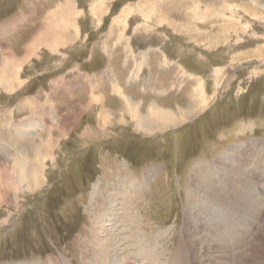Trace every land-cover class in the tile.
Masks as SVG:
<instances>
[{
  "label": "rangeland",
  "instance_id": "rangeland-1",
  "mask_svg": "<svg viewBox=\"0 0 264 264\" xmlns=\"http://www.w3.org/2000/svg\"><path fill=\"white\" fill-rule=\"evenodd\" d=\"M10 51L0 264H100L96 218L128 177L140 190L107 263L264 264V0H0V68ZM153 101L192 112L149 127Z\"/></svg>",
  "mask_w": 264,
  "mask_h": 264
},
{
  "label": "bare ground",
  "instance_id": "bare-ground-1",
  "mask_svg": "<svg viewBox=\"0 0 264 264\" xmlns=\"http://www.w3.org/2000/svg\"><path fill=\"white\" fill-rule=\"evenodd\" d=\"M69 3V2H68ZM64 9V8H63ZM60 10V9H59ZM61 12V11H60ZM49 22V21H48ZM47 22V23H48ZM51 22V21H50ZM60 23H63V22H60ZM50 24V23H49ZM48 24V25H49ZM66 25V24H65ZM67 27V26H66ZM48 28L49 27H47L46 26V28L44 27V30L42 31V33L40 34V35H43V33L45 34V33H47V32H49L48 31ZM42 30V29H41ZM40 32V31H39ZM42 37V36H41ZM37 39H40V37H37ZM27 49H26V52H29L30 50H29V48L28 47H26ZM15 57V55H14V52L13 51H10V52H7L5 55H3V57H2V67L0 68V82H5V81H7V82H9V84L11 83V81H12V76H14V74H15V72L17 71V66H14V60H13V58ZM145 59V58H144ZM143 59V60H144ZM14 66V67H13ZM8 79V80H7ZM13 83V82H12ZM202 89V88H201ZM201 89H199V91L201 90ZM198 90V89H197ZM198 91V92H199ZM203 93V92H202ZM202 93H200L199 94V96L203 99V104L201 103V105H200V97L198 96V98L199 99H195V100H193L194 102H190L189 103V106L190 105H194V104H198V105H200V106H204V104L207 102V100L206 99H204V95H202ZM205 94V93H204ZM102 98V97H101ZM93 99V100H92ZM92 101H91V103L92 102H94V101H97V97L96 98H94V97H92ZM194 99V98H193ZM127 103H130V99L127 97L126 98V100H125ZM90 103V104H91ZM157 103L156 102H151V104H149V105H151V110H150V112L152 113V114H154L153 115V117H152V115H150V112H149V114H148V116H147V121H148V123H149V127L151 126V124H152V121L151 120H153V122H154V120H155V122H156V124L157 125H155V127L156 128H158V129H164V128H166V129H168V128H170V127H175V126H178V124H180L179 123V120H182V119H184V123H185V121H187L186 120V117H187V114H190V112H192L191 110V106L189 107L188 106V108H181L182 109V111H180V113H182V115H181V118L180 119H178V117H176L175 116V114L171 111V110H169V109H166V108H164V107H159V106H157L156 105ZM154 105V106H153ZM154 107V108H153ZM191 109V110H190ZM187 110H190V112L189 113H186L187 112ZM203 112V111H202ZM107 116V115H106ZM103 117V116H102ZM108 117V116H107ZM139 117V116H138ZM146 117L145 116H143V117H139V119H140V121H145L146 119H145ZM139 121V120H138ZM151 122V123H150ZM62 123V122H61ZM146 123V122H145ZM144 123V124H145ZM141 125V124H140ZM27 126V125H26ZM153 126V125H152ZM145 128V127H144ZM176 129V128H175ZM29 130V129H28ZM50 137H51V135H50ZM51 139V138H50ZM51 142V141H50ZM47 143V142H46ZM51 144V143H50ZM49 144V145H50ZM24 145H26V144H24ZM43 145H44V143H43ZM52 145V144H51ZM50 145V146H51ZM47 146V145H46ZM44 147V146H43ZM41 151V150H40ZM41 154V153H40ZM26 161V160H25ZM28 161V160H27ZM30 163V162H29ZM18 164V163H17ZM22 164V163H21ZM257 164V163H256ZM23 166V165H22ZM21 166V167H22ZM14 169H15V171H16V169L18 170V168L15 166L14 167ZM22 169H26V168H23L22 167ZM24 171L25 170H23V173H24ZM18 172V171H17ZM20 172V171H19ZM18 172V173H19ZM21 173V172H20ZM241 173V172H240ZM248 173V172H247ZM27 174H23V175H19V176H17V178L18 177H20V180L22 179V181H24V180H26V179H28L29 177H31L32 178V180L34 179V181H36L37 179H38V176L36 175V174H34V175H32V176H29V175H27V176H29V177H27L26 176ZM31 175V174H30ZM238 177V176H237ZM240 178V180H242L244 177L246 178V176H243L242 174L239 176ZM244 178V179H245ZM250 179V178H249ZM246 181V180H245ZM26 182H27V180H26ZM28 182H29V180H28ZM146 182V181H145ZM252 182V181H251ZM250 182V183H251ZM249 183V182H248ZM100 183H96L95 185H93V188H92V190H91V200H93V199H95L99 194H100V185H99ZM245 184V183H244ZM99 185V186H98ZM240 186V185H239ZM107 187V186H106ZM248 189H249V186L248 185H245V186H243V188H242V190H244V195L243 196H245V195H248ZM140 190V187L138 186V184H136L135 182H133L132 181V179H130L129 177L128 178H125V179H123L122 181H121V183L120 184H118L116 187H115V189H114V191L115 192H112L111 194H110V203H111V206L110 207H108L107 208V210L103 213V214H101L99 217H97L96 218V224H98L97 225V229L99 228V230L100 231H97L96 233H97V237L99 238V239H97V241H96V244H95V251H96V255L98 256V257H100V258H103V261H100L101 263L100 264H110V263H107L108 261H107V259H109L108 257L110 256V255H116V253L119 255V257H120V255L121 254H119V253H121V249H123V248H121L122 246V244H123V241H125V238L123 237V238H121V234L119 235V234H117V233H114L115 232V230H117L118 228V230H120V227H118L117 228V223L120 221V219H122L121 217H123V218H130L131 217V212H129L128 214H124V212H123V210H125L124 209V207H126V204H127V206H128V202H126V200L124 199V198H127V196L125 195V193L126 194H130V193H133V192H137V191H139ZM250 190V189H249ZM124 195V196H123ZM189 195V194H188ZM103 197V196H102ZM191 199V198H190ZM249 200V199H248ZM195 201V200H194ZM110 205V204H109ZM264 207V206H263ZM126 208H129V207H126ZM260 208V207H259ZM134 217V216H133ZM127 218V219H128ZM257 218V217H256ZM117 219H119V221L117 220ZM125 219H123V220H121L122 222L125 220ZM136 219V218H135ZM131 220V219H130ZM134 219H132V221H133ZM135 221V220H134ZM125 222H127V220L125 221ZM132 223V222H131ZM130 223V224H131ZM201 224V223H200ZM250 224V223H249ZM126 223L124 224V226L122 227L123 228V230L126 228ZM119 226V225H118ZM206 227H208V233L210 234V231H209V229H211V227H209L208 226V224H203V228L202 229H206ZM121 228V229H122ZM133 228V227H132ZM132 228L130 229V232H131V230H132ZM237 229H238V227H237ZM236 229V230H237ZM95 230H96V228H95ZM128 230V229H127ZM196 230V229H195ZM239 230V229H238ZM129 231V230H128ZM136 232V231H135ZM201 232H202V230H201ZM105 233V234H104ZM203 233H204V230H203ZM207 233V234H208ZM111 234V235H110ZM117 234V235H116ZM123 234V233H122ZM127 234V233H126ZM130 234V233H129ZM132 234H134L133 233V231H132ZM144 234V233H143ZM147 234V233H146ZM145 234V235H146ZM237 234V233H236ZM136 235V234H135ZM241 235V234H240ZM246 235V234H245ZM254 235V234H253ZM133 236V235H132ZM229 236V235H228ZM227 235H222L221 237V239H218V242L219 243H222V245H224V244H226L227 246H225L224 248L225 249H228V247L230 248L231 247V245L230 244H228V243H230L229 241H228V239H233V238H231V237H228ZM232 236H234V235H232ZM224 237V238H223ZM157 238V237H156ZM219 238V237H218ZM243 238H244V235H243ZM127 239V238H126ZM132 239V238H131ZM135 239H136V236H135ZM139 239H140V237H139ZM142 240V239H141ZM153 240V239H152ZM132 241V240H131ZM135 241V240H134ZM195 241V240H194ZM140 242V241H139ZM143 242H145V240H143ZM217 242V241H216ZM224 242V243H223ZM259 242V241H258ZM127 243V242H126ZM129 243V242H128ZM127 243V244H128ZM150 243V242H149ZM156 243V242H155ZM201 243V242H200ZM239 243V242H238ZM135 244V243H134ZM145 244V243H144ZM131 245V244H130ZM141 245V244H140ZM197 245V244H196ZM198 245H199V243H198ZM246 245V244H245ZM134 246V245H133ZM244 246V245H243ZM250 246V245H249ZM126 247V246H125ZM190 247V246H189ZM191 248V247H190ZM134 249V248H133ZM140 249H142V248H140ZM152 249H154V248H152ZM151 249V250H152ZM237 249V248H236ZM248 249V248H247ZM254 249V248H253ZM252 249V250H253ZM138 250V249H137ZM245 250V249H244ZM142 251V250H141ZM145 251V250H144ZM160 251V250H159ZM234 251V250H233ZM248 251V250H247ZM260 251V250H259ZM128 252H129V250H128ZM130 252H132V251H130ZM138 252V251H137ZM137 252H135V253H137ZM154 252V251H153ZM199 252V251H198ZM124 253V252H123ZM241 253V252H240ZM244 253V252H243ZM243 253H241V254H243ZM150 254V253H149ZM153 254H155V253H153ZM144 255H145V253H144ZM246 255V254H245ZM247 255H250V253L249 254H247ZM124 256H126V254H124ZM155 256V255H154ZM251 256V255H250ZM260 256V255H259ZM111 257V256H110ZM150 258H151V256H150ZM149 258V259H150ZM239 258H243V255H242V257L241 256H239ZM244 258H246V256L244 257ZM243 258V259H244ZM258 258V257H257ZM124 260H125V258H123ZM152 259H153V256H152ZM184 259V258H183ZM101 260V259H100ZM124 260H121L122 262H124ZM231 260V259H230ZM239 260V259H238ZM246 260H248V259H246ZM258 260V259H257ZM264 259H262V261H263ZM106 263H105V262ZM116 261V260H115ZM180 261H181V259H180ZM179 261V262H180ZM189 261V260H188ZM224 261V260H223ZM97 262V261H96ZM111 262V261H110ZM128 262V261H127ZM264 262V261H263ZM98 263H99V260H98ZM181 263V262H180ZM184 263V262H183ZM218 263V262H217ZM222 263H224V262H222ZM227 263H228V261H227ZM255 263V262H254ZM259 263H261V262H259ZM120 264H128V263H120ZM187 264V263H186ZM226 264V263H225ZM229 264V263H228ZM262 264V263H261Z\"/></svg>",
  "mask_w": 264,
  "mask_h": 264
},
{
  "label": "crops",
  "instance_id": "crops-1",
  "mask_svg": "<svg viewBox=\"0 0 264 264\" xmlns=\"http://www.w3.org/2000/svg\"><path fill=\"white\" fill-rule=\"evenodd\" d=\"M134 60H137V57H134ZM138 60H139V59H138ZM135 62H136V61H135ZM167 63H168V62H166V61H165V62L161 61V66H162L163 68H165V67L168 66ZM144 66H145V65L143 64V67H144ZM159 74H163V71H162V72L160 71ZM163 75L166 76L167 74L164 73ZM156 76H157V75H156ZM159 78H160V76H159ZM128 80L130 81V80H135V79H134V78H132V79L129 78ZM147 82L149 83V82H151V81H146L144 84H147ZM151 83H152V82H151ZM147 86H148V85H147ZM171 86L174 88V85H173V84H172ZM137 88H139V90H140V91L142 90L143 92L153 90L154 93H155V95L157 94V95H159V96H162V95H160V93H162V92H160L159 89H157V88L152 89V87H150V86L146 88L145 85H143V83H141V82L138 83V87H137ZM142 91H141V92H142ZM188 92H189V91H188ZM190 92L193 94V92H195V88H193L192 90H191V88H190Z\"/></svg>",
  "mask_w": 264,
  "mask_h": 264
}]
</instances>
